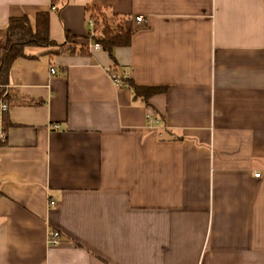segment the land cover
<instances>
[{"label":"crops","instance_id":"crops-1","mask_svg":"<svg viewBox=\"0 0 264 264\" xmlns=\"http://www.w3.org/2000/svg\"><path fill=\"white\" fill-rule=\"evenodd\" d=\"M87 7L133 31L114 59ZM44 13L66 50L9 69L0 264H264V0H0V47Z\"/></svg>","mask_w":264,"mask_h":264},{"label":"trees","instance_id":"trees-1","mask_svg":"<svg viewBox=\"0 0 264 264\" xmlns=\"http://www.w3.org/2000/svg\"><path fill=\"white\" fill-rule=\"evenodd\" d=\"M58 0H52L55 6ZM88 21L93 24L89 30V39L92 44H98L107 52L111 59L113 50L119 47H128L131 43L133 31L125 30L126 18L107 14L100 8L87 7ZM68 40L70 37H67ZM29 46L49 48L58 54L65 47L57 46L49 39V15L39 14L36 17L34 29L27 18H12L9 20L3 46L0 47V100H6L8 87V73L12 62L25 57L24 49ZM66 50V49H65ZM82 51H87L83 47ZM134 94L145 102L153 95L164 93V88H144L134 85L129 81ZM3 130H6V116L3 119ZM0 141V145H2Z\"/></svg>","mask_w":264,"mask_h":264},{"label":"built area","instance_id":"built-area-1","mask_svg":"<svg viewBox=\"0 0 264 264\" xmlns=\"http://www.w3.org/2000/svg\"><path fill=\"white\" fill-rule=\"evenodd\" d=\"M87 23H88L89 30H92V28H93L92 22L88 21ZM134 23H135V26L137 28H140L145 24V18L142 15L136 16V17H134ZM88 49L90 51L102 50V48L98 44L88 45ZM54 72H55L54 69L51 68L50 73L54 74ZM109 76L111 77V80L113 81L114 85L117 88H120L123 86L124 77L117 75L115 73V71H113V70H111L109 72ZM8 111H9L8 102L1 99L0 100V141L2 143H4L6 140V133H5V130H3V119L6 116V114L8 113ZM147 119H148V122L150 124H157L158 123V119H156L152 116L151 117L149 116ZM55 128H57V126H55ZM254 176L258 178L260 176V174L256 173ZM46 243L48 246H53V247L58 246L61 243L60 234L56 231L49 232L47 234Z\"/></svg>","mask_w":264,"mask_h":264}]
</instances>
